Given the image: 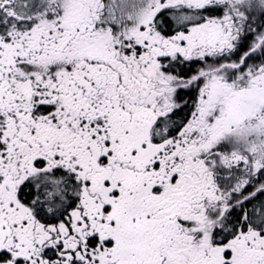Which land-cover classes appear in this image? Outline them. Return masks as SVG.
Returning <instances> with one entry per match:
<instances>
[{"label":"snow or ice","instance_id":"snow-or-ice-1","mask_svg":"<svg viewBox=\"0 0 264 264\" xmlns=\"http://www.w3.org/2000/svg\"><path fill=\"white\" fill-rule=\"evenodd\" d=\"M0 264H264V0H0Z\"/></svg>","mask_w":264,"mask_h":264}]
</instances>
